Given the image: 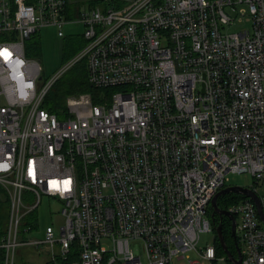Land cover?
<instances>
[{"label": "built area", "instance_id": "1", "mask_svg": "<svg viewBox=\"0 0 264 264\" xmlns=\"http://www.w3.org/2000/svg\"><path fill=\"white\" fill-rule=\"evenodd\" d=\"M67 15V0H0L3 264L25 244H48L53 264H173L191 251V264L227 261L199 240L216 232L212 199L229 173L264 178V0H117ZM72 22L84 25L87 44L44 80L25 42L43 27L64 37ZM83 59L91 84L112 91L100 102L69 97L60 118L43 101ZM44 195L63 204L61 234L48 225L42 239L23 240V219ZM225 209L241 264H264L254 199ZM75 242L78 258L67 262Z\"/></svg>", "mask_w": 264, "mask_h": 264}, {"label": "trees", "instance_id": "2", "mask_svg": "<svg viewBox=\"0 0 264 264\" xmlns=\"http://www.w3.org/2000/svg\"><path fill=\"white\" fill-rule=\"evenodd\" d=\"M28 3H33L34 0H26ZM117 2V0H67V17L74 18L79 15L80 11L84 9L82 5L88 4V7L103 6L106 7L108 4ZM74 4V5H73ZM74 6V8L72 7ZM87 6V5H86ZM64 39L63 47V63L73 58L78 54L84 46L87 44V40L84 33L79 34H68ZM42 46L39 32L33 33L25 42V54L28 57L38 58L41 55ZM102 91L111 92L112 89L97 88L91 84L89 81L88 66L85 59L77 62L73 67H71L62 77H60L56 83L53 85L47 96L45 97L42 106L49 110L50 112L56 113L58 117L63 118L67 115L69 97L78 96L82 93H90L94 102L102 101L100 93ZM242 198H245L243 194L229 192L221 195L218 198V205L221 207H228L230 204L238 202ZM33 212L27 215L24 219L23 224H28V218ZM213 213L211 209L210 215ZM10 215V200L5 188L0 184V238L6 233L8 227ZM219 221H212L213 227L218 225ZM223 223V222H222ZM35 226V225H33ZM230 228H226L223 224V234L227 243L228 248L233 253L234 256H238L236 248V240L230 231ZM216 233V232H215ZM227 233L231 234L229 236L230 240L227 238ZM240 244L239 240L237 239ZM215 245L217 252L220 255L227 254L221 242L216 234ZM78 245L75 242L73 245L72 253L67 262H70L78 258ZM5 257V250L0 249V264H3ZM228 264H234L228 257ZM52 263V262H51ZM15 264H25L24 262H16ZM53 264V263H52Z\"/></svg>", "mask_w": 264, "mask_h": 264}, {"label": "rangeland", "instance_id": "3", "mask_svg": "<svg viewBox=\"0 0 264 264\" xmlns=\"http://www.w3.org/2000/svg\"><path fill=\"white\" fill-rule=\"evenodd\" d=\"M74 5V4H73ZM87 5V6H86ZM74 8V6H72ZM83 8H89L88 4L82 5ZM251 26L250 21L243 24H235L226 28L229 32L239 31L243 28ZM84 25L80 22H72L64 26L66 35L79 34L83 32ZM42 52L39 59L43 68V79H49L63 64V47L64 39L57 33L56 27H43L40 31ZM68 102V101H67ZM227 185H241L245 187H254L264 200V178L257 181L254 176L248 172L229 173ZM32 200L34 196H31ZM62 202L53 196L44 195L38 208L28 218L29 223L21 225V236L23 240L42 239L45 229L48 225H52L59 236L61 234V226L65 223V217L62 214ZM29 215V214H28ZM35 225V226H33ZM215 231H204L201 233L199 246L204 247L207 244L214 243ZM240 245V244H239ZM242 246V245H241ZM50 246L43 244L40 249L32 245H22L18 249L16 259L18 262L25 264H52L50 261ZM187 257L174 258L173 264H191V260L198 259V255L191 251ZM203 264H216L204 261ZM217 264H228L225 260H219Z\"/></svg>", "mask_w": 264, "mask_h": 264}, {"label": "water", "instance_id": "4", "mask_svg": "<svg viewBox=\"0 0 264 264\" xmlns=\"http://www.w3.org/2000/svg\"><path fill=\"white\" fill-rule=\"evenodd\" d=\"M228 192H235V193H240L243 194L247 197H251L254 199V201L257 204L258 210H259V215L261 217V219L264 222V209H263V205L260 199V196L257 194V192H255L252 188L250 187H245V186H241V185H228L225 186L223 189H221L212 199V207L214 209V212H219L221 214H228L230 216H232V220H233V235L234 238L236 240V248H237V252H238V256H234L233 253L230 251V249L227 246L224 234H223V226L222 223H219L218 225H216L215 230L217 232V235L219 237V240L221 242V245L224 249V251L227 253L229 259L234 263V264H241L242 263V250H241V246L239 245L238 241H237V235H236V218L233 214H231L228 210L226 209H222L219 205H218V197L224 193H228Z\"/></svg>", "mask_w": 264, "mask_h": 264}, {"label": "flooded vegetation", "instance_id": "5", "mask_svg": "<svg viewBox=\"0 0 264 264\" xmlns=\"http://www.w3.org/2000/svg\"><path fill=\"white\" fill-rule=\"evenodd\" d=\"M222 209H225V207H221ZM213 218L214 220L213 221H219L220 223H222V226L223 224L226 225V228H230L231 229V233L233 235V220H232V216L228 215V214H221L219 212H214L213 214ZM230 229L228 231H230ZM231 234L227 233V239L230 240L229 236ZM234 236V235H233ZM219 238V237H218Z\"/></svg>", "mask_w": 264, "mask_h": 264}]
</instances>
